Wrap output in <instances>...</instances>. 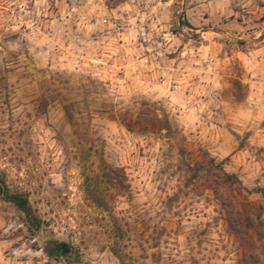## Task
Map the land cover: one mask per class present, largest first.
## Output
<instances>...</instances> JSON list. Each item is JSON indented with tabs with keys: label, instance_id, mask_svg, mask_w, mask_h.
Instances as JSON below:
<instances>
[{
	"label": "rangeland",
	"instance_id": "obj_1",
	"mask_svg": "<svg viewBox=\"0 0 264 264\" xmlns=\"http://www.w3.org/2000/svg\"><path fill=\"white\" fill-rule=\"evenodd\" d=\"M202 150L264 218V0H0V264H245Z\"/></svg>",
	"mask_w": 264,
	"mask_h": 264
},
{
	"label": "trees",
	"instance_id": "obj_2",
	"mask_svg": "<svg viewBox=\"0 0 264 264\" xmlns=\"http://www.w3.org/2000/svg\"><path fill=\"white\" fill-rule=\"evenodd\" d=\"M149 120L159 124L162 129H166L168 132L166 135L167 137L175 136L177 130H173L172 123L169 121L166 114L163 120L159 119L156 114L151 115ZM179 151L183 153L185 148L180 145ZM201 153L204 155V158L199 161L197 160L195 162L196 166L195 164H187V167L191 170H203V174L200 178L203 179L206 187L214 192L217 199L220 200L223 205L225 210L224 216L229 224V228L239 240L244 263L264 264V218L260 213L243 211L239 207L236 194V187L244 189L249 193H251L252 190L244 186L242 180L236 173L228 172L224 168L223 162H216L215 158L210 156L207 150H202ZM115 176H117L115 171L107 173L110 182H114ZM123 184L124 187L129 186L125 183V180ZM123 184L121 183V185ZM255 191L260 192L264 198V189L259 188ZM86 194L88 198L99 207L107 208V205H105V196L97 188L91 189V187L88 186ZM0 196L5 200L13 202L27 218L36 224L37 228L41 227V219L35 214L27 195L22 192H10L1 175ZM53 253H55V251H50L49 254Z\"/></svg>",
	"mask_w": 264,
	"mask_h": 264
},
{
	"label": "built area",
	"instance_id": "obj_3",
	"mask_svg": "<svg viewBox=\"0 0 264 264\" xmlns=\"http://www.w3.org/2000/svg\"><path fill=\"white\" fill-rule=\"evenodd\" d=\"M141 38L143 41H146L147 40V31H146V28L145 27H141ZM114 51V50H113Z\"/></svg>",
	"mask_w": 264,
	"mask_h": 264
},
{
	"label": "crops",
	"instance_id": "obj_4",
	"mask_svg": "<svg viewBox=\"0 0 264 264\" xmlns=\"http://www.w3.org/2000/svg\"><path fill=\"white\" fill-rule=\"evenodd\" d=\"M46 31H47V30H43L42 32H43V33H47ZM46 35H47V34H46ZM109 44H111V45H110V47H109L108 49H109L110 51H113L114 48H115L114 45H113L114 43L110 42ZM110 48H111V49H110Z\"/></svg>",
	"mask_w": 264,
	"mask_h": 264
},
{
	"label": "flooded vegetation",
	"instance_id": "obj_5",
	"mask_svg": "<svg viewBox=\"0 0 264 264\" xmlns=\"http://www.w3.org/2000/svg\"><path fill=\"white\" fill-rule=\"evenodd\" d=\"M61 247H64L63 245H61Z\"/></svg>",
	"mask_w": 264,
	"mask_h": 264
}]
</instances>
